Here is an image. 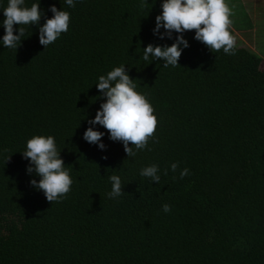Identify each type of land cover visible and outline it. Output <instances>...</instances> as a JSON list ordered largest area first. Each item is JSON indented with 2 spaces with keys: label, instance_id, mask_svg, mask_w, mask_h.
I'll return each mask as SVG.
<instances>
[{
  "label": "trees",
  "instance_id": "1",
  "mask_svg": "<svg viewBox=\"0 0 264 264\" xmlns=\"http://www.w3.org/2000/svg\"><path fill=\"white\" fill-rule=\"evenodd\" d=\"M52 4L66 9L40 0L47 18ZM160 4L80 0L46 49L36 26L17 51L0 46V264H264L263 59L211 52L191 30L179 66L145 61L147 44L173 42L153 35ZM121 64L157 118L147 148L128 158L107 135L103 152L82 139L103 102L98 77ZM33 135L55 137L73 179L59 202L29 183L39 178L21 152ZM153 163L159 184L139 175ZM111 175L124 184L116 199Z\"/></svg>",
  "mask_w": 264,
  "mask_h": 264
},
{
  "label": "clouds",
  "instance_id": "2",
  "mask_svg": "<svg viewBox=\"0 0 264 264\" xmlns=\"http://www.w3.org/2000/svg\"><path fill=\"white\" fill-rule=\"evenodd\" d=\"M79 2L64 0L66 9L75 8ZM160 8V14L155 17L153 35L158 40L173 42L171 45L147 44L142 50L145 61H162L165 68L179 66L182 52L189 47L184 34L191 30H195L193 38L211 52L222 49L225 54H234L236 37L231 30L232 10L226 0H161ZM66 9L58 10L55 4L49 5L48 11L52 15L47 18L41 9L40 0H34L30 6L26 0H7L6 6L4 0H0V13L3 15L0 28L4 30L0 36V46L17 51L25 38L26 28L36 26L39 43L46 49L69 30L71 14ZM42 17L44 23L41 25ZM134 81L128 74L126 64L114 67L98 77L95 86L103 102L94 117L87 119L89 126L82 136L85 142L103 152L107 148L103 138L107 135L110 141L122 144L127 158L135 157L139 151L147 148L148 140L155 132L157 118L147 96L137 91L138 86ZM98 126L107 131L99 130ZM21 153L28 161L26 174L39 178H31L30 185L42 191L47 201L51 204L59 202L70 192L73 179L54 136L33 135ZM102 158L107 159L106 156ZM178 167L179 162H173L170 170L175 173ZM167 172L166 169L163 174L167 175ZM188 174L189 169L183 168L179 177L183 179ZM139 175L148 178L151 183L159 184L161 181V169L155 163L142 167ZM109 181L111 191L107 194L108 198L121 197L124 194L121 177L111 175ZM162 210L168 213L171 206L164 204Z\"/></svg>",
  "mask_w": 264,
  "mask_h": 264
},
{
  "label": "rangeland",
  "instance_id": "3",
  "mask_svg": "<svg viewBox=\"0 0 264 264\" xmlns=\"http://www.w3.org/2000/svg\"><path fill=\"white\" fill-rule=\"evenodd\" d=\"M232 10L231 29L236 48H243L260 56L264 70V0H226Z\"/></svg>",
  "mask_w": 264,
  "mask_h": 264
}]
</instances>
